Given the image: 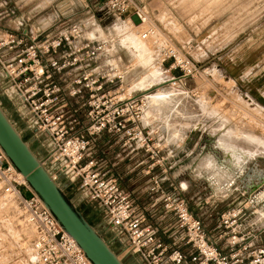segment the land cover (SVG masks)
Returning a JSON list of instances; mask_svg holds the SVG:
<instances>
[{
    "label": "built area",
    "instance_id": "1",
    "mask_svg": "<svg viewBox=\"0 0 264 264\" xmlns=\"http://www.w3.org/2000/svg\"><path fill=\"white\" fill-rule=\"evenodd\" d=\"M100 8L117 20L140 25L151 21L137 0H101ZM156 33V26L149 27L141 37ZM116 42L113 37L98 38L79 24L37 35L8 33L0 39V71L5 79L0 87L32 140L39 142L36 155L57 182L75 188L84 203L105 211L121 254L138 264H264V223L243 224L248 202L222 213L220 229L211 236L185 199L162 191L160 181H154L152 192H160L159 202L175 218L173 242L165 245L147 217L138 213L120 180L100 168L94 146L104 133L117 136L133 152L143 150L154 163L164 161V149L144 126L150 96L160 87L183 88L188 79L201 76L191 57L168 45L159 57L162 83L149 90L126 88L135 68L119 60ZM0 191L3 202L18 209L34 230L32 264H91L1 148ZM181 245L189 251H182Z\"/></svg>",
    "mask_w": 264,
    "mask_h": 264
},
{
    "label": "rangeland",
    "instance_id": "2",
    "mask_svg": "<svg viewBox=\"0 0 264 264\" xmlns=\"http://www.w3.org/2000/svg\"><path fill=\"white\" fill-rule=\"evenodd\" d=\"M137 1L146 8L151 20L149 24L139 28L134 24L136 21L117 20L109 15L99 17L98 12L88 13L89 9H92V0H0V39L8 33L32 32L37 35L48 29L67 27L70 24L86 25L91 27L92 33L99 32L103 39L116 38L114 52L119 54L118 57L123 63L135 68L126 88L137 85L139 81L142 84L143 80L150 78L149 72L159 66L160 52L163 48L174 45L182 50L201 70V76L188 79L185 87H175L189 92L184 96L187 98L181 106L183 109H176V105L181 101L179 94L176 96L178 91L164 90L171 95L169 98L171 105L164 103L160 108L161 106L155 105L152 98L149 100L150 110L147 109L144 117L145 128L155 134L154 142L162 149L170 146V142L167 141L170 135L180 138L189 133H200L201 114L207 113L209 120L218 117L229 121L234 119L238 112L235 110V104L244 102L245 104H242L247 106L250 99L237 91L231 72L232 60L238 59L240 55L251 59L264 55V0ZM153 26L157 28L156 35L142 39V33ZM137 39L144 44L145 48L141 51L136 49L134 42ZM159 79L158 75L155 83ZM0 80L5 86L1 71ZM5 97L6 93L0 87V104H3L2 107L11 116L13 123L17 124L16 118L13 117L14 109L8 106ZM199 102H203L208 111L207 109L204 111ZM164 106L166 107L163 108ZM184 112H187L185 120L183 119L184 125L172 124L173 120L180 121ZM168 114L172 117H168ZM242 114L255 123L254 132L259 139L253 140L252 137L249 143L254 144L256 149L264 148V108L260 107ZM210 129L214 134L218 131L222 134L227 130L217 129L215 126ZM108 135L104 133L97 137L95 156L100 155L99 147L102 146L103 139L112 142L111 149H115V155L123 153V142L120 143L118 137L112 139V136ZM157 135L163 140L160 141ZM232 135L233 132L232 134L227 132L224 136ZM29 142L35 150L40 147L39 142L31 140ZM38 154L40 155V152ZM257 157L254 161L255 166L256 164L263 166L264 156ZM259 171L255 172L257 179L259 175H264L263 171L260 169ZM254 177L252 174L250 179H255ZM60 184L65 186L63 182ZM261 192H264V187L258 192V196H261ZM258 208L264 207L261 204ZM33 238V228L23 222L18 209L3 202L0 191V264H32ZM117 253L123 261H127V257L121 254V248L117 249Z\"/></svg>",
    "mask_w": 264,
    "mask_h": 264
},
{
    "label": "crops",
    "instance_id": "3",
    "mask_svg": "<svg viewBox=\"0 0 264 264\" xmlns=\"http://www.w3.org/2000/svg\"><path fill=\"white\" fill-rule=\"evenodd\" d=\"M100 6L101 0H92V9H89L88 13L91 11L94 14L98 12L99 17L108 15L101 11ZM83 27L92 32L91 27L86 25ZM92 35L101 38L98 33H92ZM134 43L138 51L145 48L138 39ZM119 60L128 66L120 58ZM153 70L150 73L158 74L160 77L159 81L153 85L155 87L162 83L164 76L158 67ZM231 72L237 85V91L250 99L247 106L244 105V102H242L244 104L236 103L235 110L238 112L231 121L221 117L209 120L208 114L203 112L204 114H201L200 118L202 124L200 133H189L180 138L175 135L168 137L167 141L170 142V146L162 152L164 161L154 163L148 153L143 150L133 152L125 147L120 139L124 150L123 153L115 155V149H111L112 142L105 139L101 141L102 146L99 147L100 155L98 156L101 158L98 159L96 156L100 168L120 180L123 189L134 200L138 213L147 217V222L153 227L156 238L165 245L172 244L176 224L174 216L167 213L159 199L155 198L159 197L160 192H152L156 180H160L162 191L174 193L187 201L191 211L203 222L205 229L211 236H215L220 229L222 213L230 206L244 202H248L249 207L248 217L243 223L244 226L264 223V208H258L261 204L264 207V192L258 196V192L264 185L256 192L249 193V189L259 181L255 172H260L259 169L264 172V165L256 164L257 166H255L254 164L257 156H264V148L256 149L254 144L249 143L252 137L253 140L259 141V139L255 136V123L244 117L245 114H242L249 110L264 108V55L253 59L243 58L240 55L238 59L232 60ZM160 89H178L181 101L176 105V109L181 108L187 98L184 97V92L179 88L163 89L160 87ZM199 103L204 111L205 109L208 111V107L203 102ZM8 106L10 107V105ZM148 109L150 110V108ZM184 113L180 121L173 120L172 124L184 125L183 119L185 120L187 112ZM13 117L17 121V124H14L26 142L38 154L36 151L39 149L35 150L29 142L30 140L33 141L31 132L26 130L16 115ZM168 122L171 123V121ZM214 126L217 129H227L226 133L232 134L233 132L232 137H225V132L222 134L220 131L217 134L212 133L210 127ZM108 136H112V139L117 137ZM157 137L160 141L163 140L161 136L157 135ZM101 148L104 149L101 150ZM94 152L96 154L95 146ZM252 174L255 179L251 180ZM64 189L76 202L88 221L106 234V240L117 252L121 245L118 243L115 233L106 223L105 211L95 204L84 203L75 188L66 185ZM180 248L184 252L189 251L185 246L181 245ZM124 263L138 264L132 256H127V261Z\"/></svg>",
    "mask_w": 264,
    "mask_h": 264
},
{
    "label": "water",
    "instance_id": "4",
    "mask_svg": "<svg viewBox=\"0 0 264 264\" xmlns=\"http://www.w3.org/2000/svg\"><path fill=\"white\" fill-rule=\"evenodd\" d=\"M0 148L10 164L22 174L60 227L75 240L91 264H125L106 240V234L92 225L64 187L51 175L43 161L0 104ZM264 185V175L249 189L254 193Z\"/></svg>",
    "mask_w": 264,
    "mask_h": 264
},
{
    "label": "bare ground",
    "instance_id": "5",
    "mask_svg": "<svg viewBox=\"0 0 264 264\" xmlns=\"http://www.w3.org/2000/svg\"><path fill=\"white\" fill-rule=\"evenodd\" d=\"M134 24L136 25V27L137 28H139V27H141V26H143V25H140L139 24V22H134ZM99 33V32H98ZM153 69V68H152ZM155 69V68H154ZM154 71V70H153ZM150 73V72H149ZM157 73V72H156ZM148 77H150L149 79H147V80H143V79H145V78H143L142 80H143V82H142V84L141 83H137V85H134L135 87L136 86H139L140 88H142V89H144V88H147V89H151L153 86H152V84L153 83H155L156 82V80L158 79V74H155V73H150L149 74V76ZM141 80V81H142ZM176 89V88H175ZM173 91V90H172ZM176 92L178 91V89L177 90H175ZM180 91V90H179ZM182 91V90H181ZM174 93V95H175V92H173ZM172 94V93H171ZM178 92H177V94H176V96H178ZM170 96L171 95H169L168 93H166L164 90H162V89H160V88H158V91L151 97L150 96V99H152V98H154V102H155V105L156 104H158V107H160V108H162V105L164 104V103H168V105L170 106L171 104L169 103V98H170ZM152 104V103H151ZM166 106H167V104H166ZM166 106H164L163 108H165ZM172 107V106H171ZM170 109V108H169ZM155 110V109H154ZM181 111V110H180ZM155 113V112H154ZM168 117H172L171 116V114H168ZM178 127V126H177ZM21 175V177L22 178H24L25 179V177L22 175V174H20ZM260 177H262L263 175H259ZM25 181H26V179H25ZM28 225V224H27Z\"/></svg>",
    "mask_w": 264,
    "mask_h": 264
}]
</instances>
